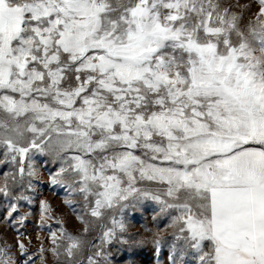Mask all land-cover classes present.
<instances>
[{
  "label": "snow or ice",
  "instance_id": "1",
  "mask_svg": "<svg viewBox=\"0 0 264 264\" xmlns=\"http://www.w3.org/2000/svg\"><path fill=\"white\" fill-rule=\"evenodd\" d=\"M256 3L252 12L231 0H0V153L12 168L0 193L35 175L32 157L47 151L61 165L51 184L78 198L65 203L79 229L56 219L53 230L40 201L37 226L50 241L40 264L45 252L53 264H85V237L101 221V244L118 231L123 239L115 213L130 199L159 205L178 255L264 264V0ZM102 255L95 249L87 264ZM0 264H17L6 242Z\"/></svg>",
  "mask_w": 264,
  "mask_h": 264
},
{
  "label": "rangeland",
  "instance_id": "2",
  "mask_svg": "<svg viewBox=\"0 0 264 264\" xmlns=\"http://www.w3.org/2000/svg\"><path fill=\"white\" fill-rule=\"evenodd\" d=\"M231 2L241 5L250 4L252 12L257 10L256 0H231ZM32 161L35 175L28 177L26 171L22 182L18 177L15 185L10 183V197L6 198L0 193V247L6 242L11 247L13 259L17 264H28L30 259L32 264H40L41 254L38 249L41 243L45 248L50 247V241L47 239L48 229L37 226L40 220L41 200L47 201L52 207L54 219L48 223L53 226V230L56 228V219H64L67 222L66 227L70 229L82 228L81 223L75 218L72 207L65 203L66 199L78 198L67 195L62 185H53L50 182V174L61 166L56 153L47 151L36 153ZM5 171L11 172L12 168L4 163V157L0 153V185L3 184ZM140 186L154 187L148 181L141 182ZM18 196L29 197L31 202L26 199H14ZM12 203H16L18 207L15 214L9 217ZM115 214L125 223L123 239L118 231L113 239L101 244L102 225L107 221L95 224L91 235L85 237V240L91 241V244H86L84 256L78 257L84 259L85 264H87V255L97 248L103 255L94 256L93 259H98L100 264H128L129 261H133L134 264H173V257L177 264H197V256L191 251L186 250L184 255H178L173 251V244L177 242L173 236V229L169 226L170 218H166L160 212V207L155 201L148 199L136 202L130 199L129 206L122 213ZM21 215L24 216L23 223L17 222ZM17 240L24 242L27 254L19 250L16 245ZM156 240H159V245L154 242ZM55 259L50 252L44 253L45 264H53Z\"/></svg>",
  "mask_w": 264,
  "mask_h": 264
}]
</instances>
